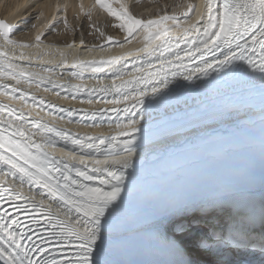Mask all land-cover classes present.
I'll return each instance as SVG.
<instances>
[{
  "label": "snow or ice",
  "instance_id": "snow-or-ice-1",
  "mask_svg": "<svg viewBox=\"0 0 264 264\" xmlns=\"http://www.w3.org/2000/svg\"><path fill=\"white\" fill-rule=\"evenodd\" d=\"M96 3L119 21L116 27L126 34L125 42L131 43L137 37L143 41V46L136 50L141 53L140 66L130 51L127 58L116 55L100 60H74L70 67L82 71H72V77H83L90 70L93 76L108 74L114 78L110 85L92 88L45 80L39 73L29 72L12 63L7 65L11 70L7 74L17 84L21 83V78L27 83H32L35 78L39 83H51L53 88L63 89L73 96L85 92L103 96L113 93L122 94L128 100L131 90L135 93L132 107L138 105L139 109L127 124L117 125L121 131L116 135L101 137L73 133L43 120L31 119V113L26 116L11 105H0V165L4 166L5 174L18 179L21 186L27 184L29 190L38 188L57 206V211H53L51 204L45 207L43 200L37 203L14 185L4 186L0 182V241L7 245L0 246V258L5 264H111L105 259V245L110 225L123 202L121 193L127 188L125 180L129 174L126 170L134 163L133 157L140 148L137 137L143 126L136 117L146 116V108L151 103L148 98L167 95L165 90L170 91V78L177 76L192 81L211 72L248 73L251 69L252 73H259L264 84V0H207L206 17L201 12L197 21L184 27L180 33L173 32V27L181 28L177 16L165 14L142 20L123 8L120 11L113 9L107 0H96ZM80 11H85L82 4ZM188 14L185 12L184 16ZM15 31V25L0 20V39L5 46L21 50L40 47L42 33L36 35L35 44H29L12 39ZM107 43L124 47L112 37L107 38ZM0 56L7 59V52H0ZM60 56L66 64L65 53L60 52ZM19 59L29 57L21 51ZM197 61L199 64L195 63ZM129 65L131 78L122 79ZM44 71L51 69L44 68ZM10 91L21 92L17 87ZM28 97L27 91L21 92L22 99L27 100ZM31 99L35 101L37 97L33 95ZM39 105L56 109L69 118L82 113L81 119L91 118L93 121L109 111H131L129 107L123 110L100 109L92 111L89 116L88 110L49 104L43 98L39 99ZM61 142L66 149L71 146V159L57 157L47 150ZM77 152L81 154L79 160H76ZM93 155H103L105 159H84V156ZM12 211L16 215L34 212L46 217L45 233L38 236L39 243L21 227L20 220L12 215ZM225 214L226 210L214 202L180 204L174 208L168 237L169 243L182 252L184 258L179 264H231L229 250L240 247L238 240L230 238L234 229L244 231L249 244L254 243V229L246 228L235 217L227 227L214 223L222 220ZM29 218L32 224H37L36 219ZM58 246L74 248L71 258L56 259L51 255ZM260 250L264 255V236H261ZM36 256L40 258L36 259Z\"/></svg>",
  "mask_w": 264,
  "mask_h": 264
},
{
  "label": "bare ground",
  "instance_id": "bare-ground-1",
  "mask_svg": "<svg viewBox=\"0 0 264 264\" xmlns=\"http://www.w3.org/2000/svg\"><path fill=\"white\" fill-rule=\"evenodd\" d=\"M95 0H0V7L2 9V17L4 21L13 23V21L17 20V18L22 17V15L33 12V10H39L42 12V19L37 23L31 33L29 34L28 38L20 39L16 36L12 35V39L17 40L22 43H29L35 44V37L37 34L45 28V26L51 21L58 17V14H72L73 12L77 13L81 4L85 7H88L89 4L94 2ZM117 2L119 5L122 6L124 10L127 12L129 11L128 2L129 0H113V3ZM191 11L188 9V16L185 17L184 13L186 11L181 12L180 14L172 15L179 17V24L181 28L173 27L174 33H180L184 27H188L197 21V17L203 12V14L207 15V0H191ZM85 7V8H86ZM79 14V13H78ZM147 15V14H144ZM143 15V16H144ZM142 16V14H141ZM139 19V18H137ZM169 24L172 22L169 21ZM110 24V22H109ZM115 26L116 24L113 23ZM117 31V30H114ZM194 31V30H193ZM120 32V31H119ZM117 31V33L119 34ZM120 36V35H119ZM125 36H120L115 38L114 40H119L121 43L124 44V47L121 48L119 46H114L107 43V39L101 42H92L87 43L83 39H71V40H64L61 38L58 39H46L42 38L40 42V47H28L23 50L19 48H13L12 46H5L3 39H0V52H7V59L0 56V73H5L4 75H0V98H8L9 100L20 103L25 105L32 111L38 110L43 115H47L45 112V108L38 107L39 99L35 101L31 99L32 95H29L27 100L21 98V92L15 93H8L6 90H11L10 86H14L22 89H27L29 94H37L39 98H43L47 103L59 105L62 107L69 106L70 108L74 109H81V110H89L97 107H106V106H115L120 103H124L127 101L132 100V97L135 96V93L129 90V99L125 100L122 94H113L109 93L108 97L97 98L102 94L96 93L92 95H96V97L90 98H82L81 96H73L70 93L66 92L63 89H55L53 88L51 83H39L35 78H33L32 83H27L21 78V83L17 84L16 80L12 78L11 75H8L11 70L7 68L9 63L18 65L29 72L32 73H39L45 80L54 81L57 83H67V84H76L81 85L83 87H101L105 85H110L113 83V77L104 74L93 76L89 71H86L83 77H72V71H82V69H73L70 66L72 65L74 60L79 61H90V60H100V59H108L112 56L116 55H124L127 58V53L130 51L132 56L137 58V66H140L139 57L141 53L136 51L137 49L143 46V41L140 37L133 40L131 43L125 42ZM69 44H72V47H68ZM103 45V46H102ZM23 51L26 57L29 59L21 60L19 59L20 52ZM43 52H46V55H38ZM60 52L65 53V57L67 63L62 62V58L60 56ZM155 63V61H153ZM55 66V67H53ZM44 68H50L51 71L45 72ZM131 73V66L129 65L128 70L125 72L122 79H129ZM182 76L172 77L170 78V84L177 80H181ZM118 82V81H117ZM39 85V86H38ZM238 86V84H237ZM210 87H215L214 85H210ZM228 87H233L228 84ZM84 95H89L87 92L82 93ZM103 96V95H102ZM185 95L182 94L178 96L175 100L171 101H164L163 106L159 110L150 112L151 109H157L160 105H155L146 108V116L145 114L137 115V119L141 121V125L143 126V130H147L149 126L156 124V121L153 120L154 118L159 117V119H164L165 114L175 110L176 113H171L168 118L173 116L181 115L185 113L182 109L186 103L188 105L191 101H196V99H183ZM203 98H206L204 96ZM120 101V103H112L111 101ZM181 107L180 110H176L177 108ZM47 108L48 115L56 119L60 122H67L70 127L77 128L82 132V130H86L89 127V130L92 132H105L107 130H113L118 128L117 125H112L105 127L103 125L93 124L91 126H85L81 123H78L79 116H75L69 118L66 114L60 113L56 109ZM193 112V111H191ZM135 115L134 112L123 114L122 116H111V117H104L101 119H97L98 121L103 122H121L119 125L123 126L127 124L128 119ZM146 119V123H145ZM121 129V128H120ZM82 135V134H80ZM175 137L171 139L174 141ZM63 156H66V152H60ZM138 154H141V151H138ZM137 155V154H136ZM135 156V155H134ZM255 162H250L249 164L241 163L234 167H225L226 164L222 160L216 165L217 168H221L222 170L218 176L207 175L205 177H200L199 174L191 175V179L184 180L179 182L176 185H169L168 187L161 190L159 193L147 197L140 201V205L143 210L150 211L151 215L148 216L147 219L143 217L136 216L134 221L136 223L127 229H115L113 231L109 230L108 235L112 237L116 241V243H125L126 240L132 241L128 242L131 250L130 253L135 257L134 250L138 246L136 244L139 237L145 235L150 230H153L156 226H164L168 227V222L172 217V211L174 208L180 204H193L196 205L198 203H206L210 201L215 194L213 190L216 191H225L223 187H219L218 184H223L230 179H236L248 169H252L255 166ZM214 186V189H209L210 187ZM238 188V183L234 186ZM229 190L228 188H226ZM200 192V193H199ZM227 192V191H225ZM197 194V195H196ZM176 200V203H169L166 200ZM140 220V221H138ZM172 221V220H171ZM124 232V234H123ZM239 252H243V250H239ZM236 252L235 255L239 253Z\"/></svg>",
  "mask_w": 264,
  "mask_h": 264
},
{
  "label": "rangeland",
  "instance_id": "rangeland-1",
  "mask_svg": "<svg viewBox=\"0 0 264 264\" xmlns=\"http://www.w3.org/2000/svg\"><path fill=\"white\" fill-rule=\"evenodd\" d=\"M107 2L113 9L117 11L121 10L119 3H113V0H107ZM190 4L191 0H129L128 13L135 18L149 20L165 14L172 16L178 15L183 11L187 12ZM85 7L83 13H81L80 8L77 13L73 12L69 16L68 14L59 13L58 17L49 21L40 32V34L42 33V38L52 40L61 38L68 41L71 39H83L87 43H92L93 41H104L108 37L115 39L125 34L113 24L118 25L119 21L114 16H111L106 9L100 7L96 3V0L89 4L88 7ZM2 9L3 7H0L1 12ZM1 12L0 20H4ZM42 17V12L39 10H33V12L31 11L22 15V17L17 18L13 23L11 22L17 28V31L12 35L20 39L28 38L31 30L37 26ZM65 20L67 24H65ZM114 30L120 31L119 34Z\"/></svg>",
  "mask_w": 264,
  "mask_h": 264
},
{
  "label": "water",
  "instance_id": "water-1",
  "mask_svg": "<svg viewBox=\"0 0 264 264\" xmlns=\"http://www.w3.org/2000/svg\"><path fill=\"white\" fill-rule=\"evenodd\" d=\"M229 251L235 252V251H238V250H236V249H234V250L233 249H230Z\"/></svg>",
  "mask_w": 264,
  "mask_h": 264
}]
</instances>
